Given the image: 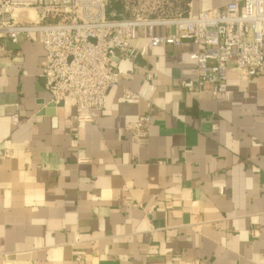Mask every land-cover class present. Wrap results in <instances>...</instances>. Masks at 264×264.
<instances>
[{"label": "crops", "instance_id": "crops-1", "mask_svg": "<svg viewBox=\"0 0 264 264\" xmlns=\"http://www.w3.org/2000/svg\"><path fill=\"white\" fill-rule=\"evenodd\" d=\"M165 32L138 29L134 58L113 60L123 77L95 120L71 100L41 114L51 95L37 35L1 41L0 264H264V73L185 91L195 46H151ZM147 72L152 121L134 141L124 125L145 106L122 88L141 91Z\"/></svg>", "mask_w": 264, "mask_h": 264}, {"label": "built area", "instance_id": "built-area-1", "mask_svg": "<svg viewBox=\"0 0 264 264\" xmlns=\"http://www.w3.org/2000/svg\"><path fill=\"white\" fill-rule=\"evenodd\" d=\"M108 0H0L1 41L17 45L20 36L35 34L44 51L41 77L51 103L71 100L78 114L100 117L108 92L120 84L122 75L113 60H131V42L137 31L164 27L162 36L151 39L153 47L191 41L195 50V75L179 82L194 94L205 88L221 93L227 89V75L246 79L264 73V0L231 2L220 9L201 11L171 19L149 20L142 16L114 19L107 15ZM114 16V13H111ZM142 90L122 88V99L143 103L145 113L124 129L134 141L148 135L153 105L154 75L147 72ZM77 259H79L77 257Z\"/></svg>", "mask_w": 264, "mask_h": 264}, {"label": "trees", "instance_id": "trees-1", "mask_svg": "<svg viewBox=\"0 0 264 264\" xmlns=\"http://www.w3.org/2000/svg\"><path fill=\"white\" fill-rule=\"evenodd\" d=\"M141 1L142 0H108L106 7L107 15L109 18L114 19H129L136 17V15H142L147 18L185 16L189 3V0H162L156 10L135 11L134 9L139 7V2ZM174 5H178L179 8L168 10V8ZM111 13H114L113 17Z\"/></svg>", "mask_w": 264, "mask_h": 264}, {"label": "rangeland", "instance_id": "rangeland-1", "mask_svg": "<svg viewBox=\"0 0 264 264\" xmlns=\"http://www.w3.org/2000/svg\"><path fill=\"white\" fill-rule=\"evenodd\" d=\"M162 0H142L141 2H139V7H136L134 10L137 11V10H156L159 3H161ZM184 1V0H183ZM184 3V2H182ZM177 6H171V8H168V10H171V9H174V8H177ZM179 8V7H178ZM136 16H142V15H136ZM143 18H147V17H144L142 16ZM171 18H174L173 17H154V18H147L149 20H155V19H171Z\"/></svg>", "mask_w": 264, "mask_h": 264}, {"label": "water", "instance_id": "water-1", "mask_svg": "<svg viewBox=\"0 0 264 264\" xmlns=\"http://www.w3.org/2000/svg\"><path fill=\"white\" fill-rule=\"evenodd\" d=\"M55 104L54 103H50V104H48L47 105V108H46V111H44V112H42L41 114H43V113H46V114H48V115H52V111H53V109L55 108Z\"/></svg>", "mask_w": 264, "mask_h": 264}]
</instances>
